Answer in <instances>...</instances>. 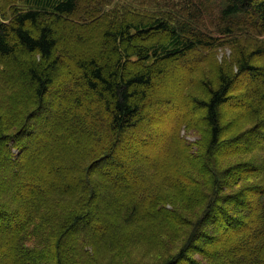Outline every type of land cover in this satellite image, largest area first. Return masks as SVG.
Returning a JSON list of instances; mask_svg holds the SVG:
<instances>
[{
	"label": "trees",
	"instance_id": "obj_1",
	"mask_svg": "<svg viewBox=\"0 0 264 264\" xmlns=\"http://www.w3.org/2000/svg\"><path fill=\"white\" fill-rule=\"evenodd\" d=\"M101 1L0 0V264H264V0H222L215 33L200 0Z\"/></svg>",
	"mask_w": 264,
	"mask_h": 264
},
{
	"label": "rangeland",
	"instance_id": "obj_2",
	"mask_svg": "<svg viewBox=\"0 0 264 264\" xmlns=\"http://www.w3.org/2000/svg\"><path fill=\"white\" fill-rule=\"evenodd\" d=\"M189 1L198 4V0H189ZM200 1L205 5V7L206 6L208 7V11L206 12L203 11L202 18L204 19L203 20L204 28L215 33L213 31L214 29L213 18L216 17L217 13L219 12L218 10L222 6V0H200ZM185 2L186 0H102L101 3L99 4L100 7L98 10L110 11L115 16L136 15L137 17L154 18L161 15L163 16L173 15L171 13L172 11L170 10V8L173 7V12H174L173 16L177 17L179 13L183 12L185 7ZM263 37L264 36H261L260 38ZM183 70L184 68L179 65L171 68L170 73L166 77L167 78L166 81H164L161 85L164 87H169V86L171 87L172 85L171 83H173L174 85L175 80H177L176 78L182 75ZM157 91L159 90H156L154 92L157 93ZM45 111L41 112L38 115L37 119L39 121H41L45 117ZM180 114H182V112L178 109L177 105L176 106L174 105L164 111L155 113L154 118L151 119L150 123L158 127L156 128L157 130L164 131L166 129H169V127H171L175 123L176 119L180 116ZM161 118L164 119L162 122H159V119ZM33 135H34L33 130H31V132L28 135H25V138H27L29 141H33ZM197 137H198L197 133L189 132L188 134H186L187 140L194 141L195 139H197ZM141 138L142 140H140ZM142 141L146 142L147 144H142ZM256 141L257 143L262 145L264 139L260 138L257 139ZM156 146H157V139L155 140V133H153V131H150V134L141 136L139 137V139L129 140L126 143L124 142L123 147L118 152L116 159H125V157H127L132 152H139L142 150L148 151V150H152ZM240 147L241 146L231 147L230 150ZM225 150L226 148H222L220 152L224 153ZM242 159L240 160L236 159L233 162L240 163L239 165H242L244 161V159L243 160ZM113 169L116 170L117 175L121 174V176L124 177V179L129 180L131 178V176L128 174L127 171L125 170L120 171V169H115V168ZM237 172H239V170ZM237 172L235 173V171L234 172L230 171L231 175L234 176L237 175ZM253 181L254 179L251 178L250 182ZM245 182L246 180L243 181L241 184H244ZM224 205L225 207L230 208V210H234L235 206H233L232 203L227 202ZM218 225L219 224L217 223V226ZM220 227L222 226L220 225ZM215 234L218 236L220 233L216 232ZM196 243L199 245V247L201 246L204 249L213 247V245L215 244L212 243L210 240L208 241L199 240L196 241ZM137 255H140V253H138ZM203 262L208 263L205 259L203 260Z\"/></svg>",
	"mask_w": 264,
	"mask_h": 264
},
{
	"label": "bare ground",
	"instance_id": "obj_3",
	"mask_svg": "<svg viewBox=\"0 0 264 264\" xmlns=\"http://www.w3.org/2000/svg\"><path fill=\"white\" fill-rule=\"evenodd\" d=\"M194 12V11H193ZM236 39V38H235ZM209 44V43H208ZM210 46V45H209ZM219 46V45H218Z\"/></svg>",
	"mask_w": 264,
	"mask_h": 264
}]
</instances>
